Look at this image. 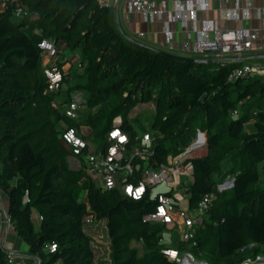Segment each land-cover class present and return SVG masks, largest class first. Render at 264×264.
<instances>
[{"label": "trees", "instance_id": "1", "mask_svg": "<svg viewBox=\"0 0 264 264\" xmlns=\"http://www.w3.org/2000/svg\"><path fill=\"white\" fill-rule=\"evenodd\" d=\"M3 2L0 189L9 200L8 218L31 254L39 255L42 264H104L96 259L85 230L91 216L107 222L109 264H178L164 253L168 249L191 252L208 264H244L264 255V76L231 80L241 63H195L129 40L101 0ZM19 6L28 16L16 15ZM43 39L59 51V66L64 51L78 55L74 73L81 71L78 88L87 92L84 106L89 111L84 125L94 135L105 137L119 118L120 128L134 138L133 122L141 118L132 112L152 106L150 127L143 133L153 138V168L187 149L198 132L206 137V152L188 158L189 210H196L206 196L214 197L194 240H179L173 248L172 241L164 242L166 225L143 221L155 212L156 195L174 198V190L155 194L149 189L143 199L131 200L104 190L82 169L69 168L72 154L62 134L68 127H80L62 108L72 93L67 91L60 101L62 91H47L38 47ZM66 76L64 82H69ZM249 123L255 132L247 131ZM85 179L90 184L81 202ZM229 180L233 186L220 191ZM34 213L41 219L38 229ZM133 241L143 245V257L132 248ZM51 244L57 245L55 252L48 249ZM248 246L249 251L241 252ZM7 257L0 247V264H8Z\"/></svg>", "mask_w": 264, "mask_h": 264}, {"label": "built area", "instance_id": "2", "mask_svg": "<svg viewBox=\"0 0 264 264\" xmlns=\"http://www.w3.org/2000/svg\"><path fill=\"white\" fill-rule=\"evenodd\" d=\"M101 2L104 3L103 0ZM3 7L4 2L0 0V8ZM128 9L132 13L141 15L145 24L156 20L162 21L166 16L169 21L179 22L183 28L188 29V39L177 46L167 23L163 34L167 49L171 52L179 49L184 54L201 56L204 57L203 59L212 56V61L225 65L241 63L240 67L233 70L231 80L249 75L264 76V63L241 62L253 50L255 43L264 51V29L224 27V22L250 21L253 11L256 19H264V8H256L253 0H128ZM210 13H217L218 17L213 20L201 16ZM16 15L28 16V13L23 6H19ZM139 36L143 37L144 33H139ZM38 47L42 50L47 91L60 92L65 72L58 64L59 51L54 43L47 39L41 40ZM53 106L57 107V104L53 103ZM62 108L69 120L76 121L80 118L82 105L75 99L63 104ZM91 134L92 132L89 136ZM198 134L200 136L202 133L198 132ZM62 140L69 147L71 154L81 159L80 169L88 178L97 182L104 190L118 191L131 200L143 199L149 189L153 190L162 183L171 184L174 175L178 176V182L171 185L174 191L179 186L186 189V185L192 180V165L188 158L193 142L187 149L170 155L165 165L153 168L149 165L153 155V138L150 133L138 134L133 138L116 124L105 135L104 145L94 147L87 138L83 137L79 128L68 127L62 134ZM181 177H186L185 182H181ZM232 186L233 180H229L219 186V190H227ZM156 196L155 212L145 216L143 221L175 227L180 233V240L185 242L194 240L197 227L203 223L202 216L211 209L214 197L206 196L200 201L196 210L185 211L180 209L170 195ZM177 200L180 202L182 199L177 197ZM97 222L91 216L85 220L86 225ZM8 223L11 224L9 218ZM48 249L55 252L57 245L51 244ZM164 253L178 264H189V258L195 260L191 252L168 249ZM7 259L8 264H15L13 255L8 254Z\"/></svg>", "mask_w": 264, "mask_h": 264}, {"label": "crops", "instance_id": "3", "mask_svg": "<svg viewBox=\"0 0 264 264\" xmlns=\"http://www.w3.org/2000/svg\"><path fill=\"white\" fill-rule=\"evenodd\" d=\"M105 4H107L111 8V13L113 16L114 23L119 31L129 40H132L136 43H140L146 46H149L154 49H158L167 53H171L177 56H183L182 52L177 49L175 51H169L167 49V44L164 39V28L169 25L170 30L174 35V42L177 46L180 45L181 42L188 39V29L183 28L181 23L179 22H171L168 17H164L162 21H154L152 23L145 24L142 21L141 15L137 13H132L128 9V0H103ZM215 4V3H214ZM213 4V5H214ZM254 6L257 8H264V0H253ZM205 19H213L215 20L218 17L217 13L210 14H201ZM202 24V22H200ZM224 27H237V28H259L264 29V19H256L255 11L252 12V19L247 22L235 21L224 22ZM139 33H144L143 37L139 36ZM64 55V54H63ZM75 58L73 56L70 60H67V57H61V62L63 64V71L65 72L66 80H71L73 71V66L78 63V58L76 53H74ZM75 65H73V63ZM65 64H64V63ZM242 63H251L258 62L264 63V51L259 49V45L254 44L253 50L247 54L241 61ZM65 83V82H64ZM62 91V90H61ZM73 99L72 95L70 97ZM81 112H83L86 108L82 105ZM85 127H88L85 125ZM86 129H82L80 127V133L87 138ZM91 130V129H90ZM91 133V132H90ZM68 165L71 170H81V159L79 157L71 155L68 158ZM77 166V168H75ZM79 166V168H78ZM178 182V176L174 175L172 178L171 185H175ZM165 184V183H164ZM171 190V189H170ZM175 193V192H174ZM178 194H174L173 201L177 202L178 205L180 202L176 201ZM180 206V205H179ZM8 207L9 200L7 195L0 189V247L15 257V264H42L41 257L39 255H33L30 253L29 246L18 237L15 232V229L12 224L8 223ZM181 207V206H180ZM35 226L38 229L40 227V217L37 213L33 215ZM170 229V227H168ZM108 244V243H105ZM96 255V254H95ZM96 255L97 260L98 259ZM108 260V259H104Z\"/></svg>", "mask_w": 264, "mask_h": 264}, {"label": "rangeland", "instance_id": "4", "mask_svg": "<svg viewBox=\"0 0 264 264\" xmlns=\"http://www.w3.org/2000/svg\"><path fill=\"white\" fill-rule=\"evenodd\" d=\"M4 1V0H3ZM184 57L182 56H177L180 58H185V59H203L204 57L201 56H193V55H188V54H184L182 53ZM64 56L67 57V60H70L71 57L73 56V59L75 58L74 53L70 52V51H64ZM76 56H78L76 54ZM212 56H210L207 60H212ZM77 61H75L73 63V65H75ZM47 64V63H46ZM78 68V63L73 66V71L77 70ZM81 73V71H78L76 73H73L71 76V80L69 82H65L62 85V92H63V96L61 98L60 101H64V95L67 94V91H70L72 93V97L73 99H75L79 104L84 105V103L86 102V96H87V92L82 89V88H78V76ZM83 108V107H82ZM88 110L85 109L83 112L80 113V118L75 122L76 125H79V127H81L82 129L87 128L86 129V133L87 135V139L93 144L94 147H102L104 145V137L101 136H97L94 135L93 133L89 136L90 132H91V128L90 127H85V123L84 120L88 114ZM154 111L152 106L149 105H145V106H140L137 107L131 114L132 117H135L136 115H140V122H133L134 128L136 130V132L138 134H143L144 130H149L150 127V116L153 115ZM120 120L119 118L116 119L115 124H119ZM106 125V121L104 122V126ZM91 129V130H90ZM246 129L249 133L255 132L256 128L254 123H249L246 126ZM201 137L199 136V134H197L195 140H193V145L190 148L191 149V153L192 155H202L206 152L207 150V140L206 137L203 136V138L201 139ZM192 144V143H191ZM191 146V145H190ZM75 168H77V166H75ZM79 168V166H78ZM90 184V179H85V184L83 186L80 187L79 189V201H84L85 197H86V191L87 188ZM171 189V184L165 182V184H160L159 186H157L154 190H155V194L157 193H165L170 191ZM175 194H178V197L182 200H180L179 205L181 206L180 209L188 211L189 210V198L188 195L186 193V189L183 188V186L179 187V189H177L176 191H174ZM204 217V215L202 216ZM85 230L86 232L91 236L92 241H93V248L95 251V254L97 255V257H99L98 259H101L102 262L104 264H109L108 260H104V259H109V254H110V242L108 239V234H107V222L106 220L103 221H99L97 223L94 224H88L85 225ZM180 233L178 231L177 228L175 227H171L170 229H168L165 233H164V242L167 243V241H172L171 246L173 248L177 247V244L180 240ZM108 243V244H105ZM132 248L137 250L138 256L139 257H143L144 255V248L143 245L138 242V241H133L132 242ZM185 253H188V251H186ZM194 259L189 258L190 263L189 264H204L206 263L205 261L199 259L198 257L194 256ZM188 264V263H185ZM244 264H264V255H260L258 257H256L255 259H250L247 262H245Z\"/></svg>", "mask_w": 264, "mask_h": 264}, {"label": "water", "instance_id": "5", "mask_svg": "<svg viewBox=\"0 0 264 264\" xmlns=\"http://www.w3.org/2000/svg\"><path fill=\"white\" fill-rule=\"evenodd\" d=\"M186 60H189V61L195 62V63H208L211 61V60H207V59H193V58L186 59ZM203 136H204L203 134H200L201 139L203 138ZM250 249H251V246H248V247L244 248L241 252H247Z\"/></svg>", "mask_w": 264, "mask_h": 264}]
</instances>
